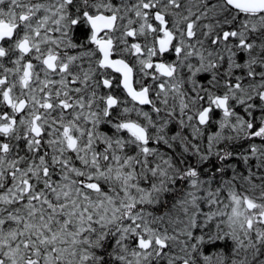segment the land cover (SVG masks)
<instances>
[{"label":"snow or ice","instance_id":"6c2138e0","mask_svg":"<svg viewBox=\"0 0 264 264\" xmlns=\"http://www.w3.org/2000/svg\"><path fill=\"white\" fill-rule=\"evenodd\" d=\"M0 264H264V0H0Z\"/></svg>","mask_w":264,"mask_h":264}]
</instances>
